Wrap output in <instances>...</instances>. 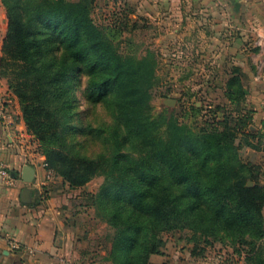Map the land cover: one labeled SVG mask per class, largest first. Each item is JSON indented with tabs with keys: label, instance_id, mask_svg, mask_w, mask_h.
I'll list each match as a JSON object with an SVG mask.
<instances>
[{
	"label": "trees",
	"instance_id": "trees-1",
	"mask_svg": "<svg viewBox=\"0 0 264 264\" xmlns=\"http://www.w3.org/2000/svg\"><path fill=\"white\" fill-rule=\"evenodd\" d=\"M0 3V78L45 167L71 189L103 178L88 199L112 231L105 261L150 264L163 255L161 234L188 230L264 264V185L241 157L245 148L264 154V136L248 130L237 75L224 84L231 114L195 130L153 112L155 62L119 53L92 19L94 0Z\"/></svg>",
	"mask_w": 264,
	"mask_h": 264
},
{
	"label": "crops",
	"instance_id": "crops-1",
	"mask_svg": "<svg viewBox=\"0 0 264 264\" xmlns=\"http://www.w3.org/2000/svg\"><path fill=\"white\" fill-rule=\"evenodd\" d=\"M94 6L116 16L127 10L136 28L144 17L155 30L169 32L160 35L161 44L169 45L170 35V45L196 48L197 67L209 62L213 72V95L223 90L232 73L237 75L245 94L243 113L251 118L248 130L264 136V0H94ZM6 31L0 3V57ZM205 72L202 69L203 76ZM6 92L0 79V96ZM16 103L17 130L26 132ZM16 135V128L0 124V166L9 176L0 175V264H110L105 261L101 222L90 215L87 202L96 191L88 184L71 189L57 176L46 181L44 158L34 154L31 145L24 152L19 146L17 150ZM257 152L251 150L264 156ZM25 165L34 169L29 185L22 181ZM25 188L29 199L22 202ZM11 240L20 244V251L9 247ZM172 258L170 264H185ZM165 259L166 254L152 256L150 262Z\"/></svg>",
	"mask_w": 264,
	"mask_h": 264
},
{
	"label": "rangeland",
	"instance_id": "rangeland-1",
	"mask_svg": "<svg viewBox=\"0 0 264 264\" xmlns=\"http://www.w3.org/2000/svg\"><path fill=\"white\" fill-rule=\"evenodd\" d=\"M124 12L116 16L117 14L112 15L109 11L100 12L93 8L92 19L117 45L122 56L146 58L148 60L146 63L149 65L155 62L156 82L150 90L151 107L155 114L167 110L177 117L179 123L195 130L201 127L203 122L222 121L231 114V107L224 104V88L222 87L221 92L213 95V77L211 76L213 72L209 73V62L201 68L197 67L198 63L195 60L198 57L194 53L196 48L170 45L171 40L168 39L170 35L166 39L169 45L161 44L157 41L158 38L169 32L155 30L151 25L146 24L144 17H142V23L138 25L139 28H136L132 24L134 19L129 16L127 10ZM202 69L207 72V76H203ZM5 84L7 86L6 81ZM164 100H171L174 103L168 107L164 104ZM80 106L81 109L84 107L83 100ZM29 136L27 140L31 150L34 149V154L42 156L37 142L31 135ZM15 145L19 150L18 145ZM24 151L23 149L22 152ZM241 157L244 162L258 166V182L264 185V156L253 155L251 149L245 148L241 151ZM102 181V177H95L88 183V188L97 193ZM83 193L86 191L84 190ZM87 202L90 205V215L99 219L92 202L89 199ZM99 221L102 226L100 233L104 237L112 236V231L107 225L100 219ZM160 237L165 245L162 249L163 255L159 257L166 254V259L160 263L149 261L150 264H170L174 259L173 256L176 258L175 261L185 264H248L245 260L246 254L237 253L226 242L214 241L212 238H208L206 242L204 237L199 236L193 239L188 230L163 233ZM106 244L107 247L109 243L106 241Z\"/></svg>",
	"mask_w": 264,
	"mask_h": 264
},
{
	"label": "built area",
	"instance_id": "built-area-1",
	"mask_svg": "<svg viewBox=\"0 0 264 264\" xmlns=\"http://www.w3.org/2000/svg\"><path fill=\"white\" fill-rule=\"evenodd\" d=\"M16 99L13 94L10 92H6L0 96V124L6 128H16L17 131V145L19 148L24 149L29 147V141L26 139V132L24 130H17V124L15 122L16 117ZM45 168V180L51 181L56 177L55 173L49 169H47L45 164L43 163ZM0 175L9 178L5 169L0 166ZM9 247L14 251H20L21 246L18 242L11 240L9 242Z\"/></svg>",
	"mask_w": 264,
	"mask_h": 264
},
{
	"label": "water",
	"instance_id": "water-1",
	"mask_svg": "<svg viewBox=\"0 0 264 264\" xmlns=\"http://www.w3.org/2000/svg\"><path fill=\"white\" fill-rule=\"evenodd\" d=\"M240 1V0H237ZM174 101L171 100H164V104H166L168 107H171L173 105ZM34 179V169L28 165L23 166L22 168V181L29 185L32 183ZM248 186H251V183H248ZM26 198L29 199V189L25 188L21 193V200L22 202H26Z\"/></svg>",
	"mask_w": 264,
	"mask_h": 264
}]
</instances>
